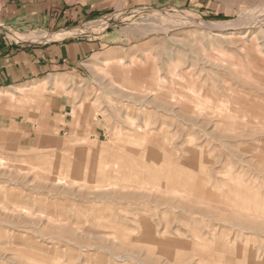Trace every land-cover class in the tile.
Wrapping results in <instances>:
<instances>
[{"label":"rangeland","instance_id":"rangeland-1","mask_svg":"<svg viewBox=\"0 0 264 264\" xmlns=\"http://www.w3.org/2000/svg\"><path fill=\"white\" fill-rule=\"evenodd\" d=\"M43 1L111 35L0 87V264H264V0Z\"/></svg>","mask_w":264,"mask_h":264},{"label":"crops","instance_id":"crops-1","mask_svg":"<svg viewBox=\"0 0 264 264\" xmlns=\"http://www.w3.org/2000/svg\"><path fill=\"white\" fill-rule=\"evenodd\" d=\"M43 5V0H0V87L15 85L25 89L16 84L38 78L44 73L75 69L82 59L100 48L107 40L106 35H111L104 34L91 43L58 40L36 43L25 39L17 43L6 39L3 35L5 28L26 32L39 26L53 30L72 17L68 11L63 14L60 10L55 13L45 11ZM75 17L80 18L79 15ZM48 79L50 82H47ZM40 81L51 84L59 80L46 77Z\"/></svg>","mask_w":264,"mask_h":264},{"label":"bare ground","instance_id":"bare-ground-1","mask_svg":"<svg viewBox=\"0 0 264 264\" xmlns=\"http://www.w3.org/2000/svg\"><path fill=\"white\" fill-rule=\"evenodd\" d=\"M264 32V31H263ZM263 32H262V34H263ZM228 34V35H227ZM237 34H239V33H234V32H232V33H217V34H215L216 35V37H218V38H220V39H222L223 40V42L225 41V42H228V41H232V39H234V38H238V37H240L239 39H246V37H247V33L245 34V35H242V36H235V35H237ZM262 39L261 40H263V41H261V44H262V46H260L259 44H258V48H257V50L260 52V53H263L264 52V34H263V36L261 37ZM263 47V48H262ZM23 88H19V87H13L12 88V92H14V93H21V91H23L22 90ZM132 95H133V93H132ZM146 95H147V93H146ZM151 95V94H150ZM140 96V95H139ZM144 98V97H143ZM146 98V97H145ZM146 100H148V99H146ZM18 176V175H17ZM4 177V176H3Z\"/></svg>","mask_w":264,"mask_h":264}]
</instances>
